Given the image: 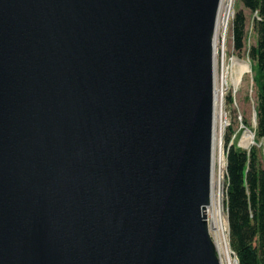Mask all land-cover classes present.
<instances>
[{
  "label": "water",
  "instance_id": "obj_1",
  "mask_svg": "<svg viewBox=\"0 0 264 264\" xmlns=\"http://www.w3.org/2000/svg\"><path fill=\"white\" fill-rule=\"evenodd\" d=\"M220 0H0V264H219Z\"/></svg>",
  "mask_w": 264,
  "mask_h": 264
},
{
  "label": "trees",
  "instance_id": "obj_2",
  "mask_svg": "<svg viewBox=\"0 0 264 264\" xmlns=\"http://www.w3.org/2000/svg\"><path fill=\"white\" fill-rule=\"evenodd\" d=\"M238 1L253 15L255 43L249 49V57L254 64L255 146L248 150L238 148L233 143L234 131L227 128L223 145L228 245L238 264H264V0ZM245 28V16L239 9L231 25L232 47L238 55L244 46ZM226 99L228 104L232 103L230 95Z\"/></svg>",
  "mask_w": 264,
  "mask_h": 264
},
{
  "label": "rangeland",
  "instance_id": "obj_3",
  "mask_svg": "<svg viewBox=\"0 0 264 264\" xmlns=\"http://www.w3.org/2000/svg\"><path fill=\"white\" fill-rule=\"evenodd\" d=\"M231 5L233 14H235V12L239 9L244 13L246 20V37L244 40L243 49L239 55L233 50L232 41H230V39L227 40V54L233 53L236 55L237 63L231 68L232 70L228 74V90L224 94L221 103L217 102L216 108L214 109V139L212 148L214 155L213 165L215 169H218L219 166L225 164L223 140L228 127H230L235 133V137L233 136V143L238 148L248 150L250 147L255 146V138L252 132L255 128V89L252 82V67L254 64L249 57V49L254 46L255 43V35L253 33L251 24L253 15L247 10L243 9L238 0H232ZM228 95H230L232 98L231 104L227 103L226 97ZM220 116L222 117L223 121L220 120ZM219 120L221 124L223 123L221 129L219 127ZM246 134L250 136L248 140L245 139ZM225 222L227 225L226 219ZM210 227V234L213 238L214 230L212 229V221L210 223ZM220 237L224 246L228 250L231 264H238L234 253L229 248L228 238L225 233H222L221 230Z\"/></svg>",
  "mask_w": 264,
  "mask_h": 264
},
{
  "label": "built area",
  "instance_id": "obj_4",
  "mask_svg": "<svg viewBox=\"0 0 264 264\" xmlns=\"http://www.w3.org/2000/svg\"><path fill=\"white\" fill-rule=\"evenodd\" d=\"M231 4L232 1L229 3L227 0L219 4L214 27L212 41L214 109L216 103H221L224 94L227 92L228 74L231 72V68L237 63L236 55L233 53L227 54L226 50L227 40L230 39V41H232L231 25L234 14ZM219 118L223 121L221 116ZM220 120L219 127L221 129L223 123L221 124ZM216 169L213 165V175L211 173L210 180V199L211 197L213 198L218 211L220 230L222 233H225L228 238V229L225 222L226 166L223 164L219 166L217 170ZM210 211V208L207 207L206 216L209 231L211 230Z\"/></svg>",
  "mask_w": 264,
  "mask_h": 264
},
{
  "label": "bare ground",
  "instance_id": "obj_5",
  "mask_svg": "<svg viewBox=\"0 0 264 264\" xmlns=\"http://www.w3.org/2000/svg\"><path fill=\"white\" fill-rule=\"evenodd\" d=\"M224 1H226V0H220V3L222 4ZM227 1L230 3L232 0H227ZM212 59H213V49H212ZM215 108H216V106H215ZM249 138H250V136L248 134H246L245 139L248 140ZM213 161H214V155H213V148H212V169H211L212 175H213V163H214ZM209 208L211 210L210 215H211V221H212V229L214 230L213 241H214L216 251L219 255L218 256L219 264H231V262L229 260L228 250L224 246L223 241L220 237L219 216H218V211H217L216 205H215L212 197L210 199Z\"/></svg>",
  "mask_w": 264,
  "mask_h": 264
}]
</instances>
